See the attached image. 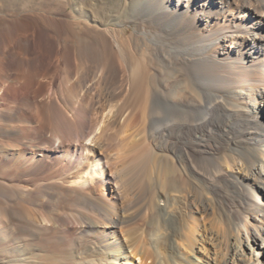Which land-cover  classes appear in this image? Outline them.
Here are the masks:
<instances>
[{
	"label": "bare ground",
	"instance_id": "obj_1",
	"mask_svg": "<svg viewBox=\"0 0 264 264\" xmlns=\"http://www.w3.org/2000/svg\"><path fill=\"white\" fill-rule=\"evenodd\" d=\"M46 2L0 0V264H264V0Z\"/></svg>",
	"mask_w": 264,
	"mask_h": 264
},
{
	"label": "rangeland",
	"instance_id": "obj_2",
	"mask_svg": "<svg viewBox=\"0 0 264 264\" xmlns=\"http://www.w3.org/2000/svg\"><path fill=\"white\" fill-rule=\"evenodd\" d=\"M47 2H46V4H44V6H46V9H50V11H58V10H60L61 8H62V6L60 5V4H58V3H53L52 2V0H46ZM49 1V2H48ZM50 3V5H48ZM52 5H54V6H52ZM132 24H127V25H125L124 27L122 26V29H123V31L121 32V40H123L124 42V45L126 46H129V45H132V43L133 44H137V49H139L141 46L140 45H142V39H141V37H139V36H135L133 33H134V31H135V27H134V25H132ZM244 30H245V28H244ZM245 32H247L246 30H245ZM125 33V34H124ZM132 34V35H131ZM93 34H91V35H89L90 37H88V38H90V39H92V38H94V36H92ZM130 35V36H129ZM75 36L76 37H78V41H82L83 39L81 38V36H80V34L78 33V32H76V34H75ZM92 37V38H91ZM130 37V38H129ZM81 38V39H80ZM133 38V39H132ZM141 39V40H140ZM141 41V42H140ZM128 42V43H127ZM114 108V107H113ZM113 110V109H112ZM261 119H264V115H261ZM126 132V135H127V131H123V132H121L120 133V135H119V137H121V136H123L124 135V133ZM123 134V135H122ZM126 135H125V137H126ZM124 136L123 137H121V138H125ZM120 139V138H119ZM114 140L115 139H113L111 142V144H112V146L114 147L115 146V148H113L112 147V149H111V154L113 155L114 154V156H116V155H121L122 154V158L121 159H119V160H117V162H114V160H113V162L115 163L114 165L115 166H113V168L117 171V173H118V175L120 174L121 175V173H123V174H125V172H126V168L125 167H127V165H128V162H126L127 161V159L125 158V160H124V158L123 157H125V155H126V153H127V151H126V153H122V152H124V149H125V147L126 146H121V143H120V141H115L116 142V144H117V142H119V144L118 145H116L115 144V142H114ZM109 141V140H108ZM118 147H120V148H122L121 150L118 148ZM148 147H149V149L152 151V150H154V148H155V150L156 151H152V153L153 154H155L156 155V157H158L159 156V154H160V152L159 151H157V149H158V144H157V142L155 141V140H151V144L150 145H148ZM114 149V150H113ZM127 149V148H126ZM125 149V150H126ZM122 151L121 152V154H120V152H118V154H116L117 152L116 151ZM159 152V153H158ZM119 157H121V156H119ZM114 159V158H113ZM121 165H120V164ZM123 164V165H122ZM119 166V167H118ZM124 168V170H122L121 168ZM113 169V170H114ZM114 170V171H115ZM119 171H121V173L119 172ZM138 172V173H137ZM150 171H142V172H140L139 173V171H134V174L132 173V176H130L128 173H126V175H125V177H124V175H122V176H120L121 177V179H123V181L121 182V184H120V186H123V187H121V188H124L123 190H124V192H123V190H122V192H123V194H124V196H125V194H126V196L128 197H126V201H128L127 202V208H126V210H125V212L124 211H122V213L124 212V213H127V214H129V215H133L134 217V219L132 218L131 220V222L129 221V223L128 224H120V225H118L117 227H115V231H116V233L117 234H119V236H123V233H124V230L123 229H125V228H129V227H138L139 229L140 228H142L143 230H146L147 228H146V226L144 225V221H143V219H142V212H144L145 210H146V207L145 206H147L148 207V203H155V201L157 200V191H158V186H157V184H156V181L154 180V182H153V178H152V176L153 175H155L154 174V169H151V172L149 173ZM88 173L89 174H91V176L93 177L92 179L95 181V183H96V185L97 186H99V189L97 190V186L95 185V183H94V181L92 182V184L89 186V188L91 189V192L93 193V194H96V193H98L99 191H100V184H99V182H96V179L97 178H99V175L98 174H96V173H93V168L92 169H88ZM87 173V174H88ZM87 174L85 175L86 177H88V178H90L89 176V174H88V176H87ZM94 174V175H93ZM128 174V175H127ZM149 174L151 175V176H149ZM135 175V176H134ZM145 175H146V177H145ZM105 176H106V174H105ZM135 178H134V177ZM149 176V177H148ZM124 177V178H123ZM132 179H131V178ZM148 177V178H147ZM146 178V179H145ZM132 180V181H130V180ZM137 179H139V180H141V182L143 183V185H140V181L138 182V180ZM148 179H150V180H152V184H151V186H148V185H146V183L144 184V182H146ZM136 182H138V183H136ZM127 182L129 183V182H131V184H135L134 186L136 187V186H138V185H140V188L139 189H141V192H140V190L139 189H137V188H134V186H132V185H130L132 188L130 189V186H129V184H128V186H127ZM98 183V184H97ZM124 183V184H123ZM141 183V184H142ZM111 180H109V181H106L105 182V192L108 194L109 192H110V190H111ZM94 185V186H93ZM153 185V186H152ZM127 186V187H126ZM93 187L97 190H95V189H93ZM128 188L129 190H127L126 188ZM146 187H149L148 189L146 188ZM150 188H151V190H150ZM152 188L154 189V190H152ZM133 189V190H132ZM157 189V191H155ZM130 190H132V191H130ZM137 190H138V193H136L137 192ZM143 190V191H142ZM95 191V192H94ZM144 191H146V192H148V193H146V192H144ZM152 191V192H151ZM129 192V193H128ZM135 193V194H134ZM143 193V194H142ZM151 193H153V194H151ZM156 194V196H155V194ZM137 194V195H136ZM152 196H151V195ZM133 195H136V196H134V198H132L133 197ZM143 195V197L141 198V196ZM132 196V197H131ZM146 196V198H144ZM150 198H149V197ZM155 196V197H154ZM135 197H137L138 198V200L135 198ZM145 199V200H144ZM149 199V200H148ZM151 199V200H150ZM132 200V201H131ZM134 200H136V201H134ZM149 201V202H148ZM132 202V203H131ZM146 202H148V203H146ZM131 203L132 205H129V204ZM134 203V204H133ZM151 203V204H152ZM161 203H163V202H161ZM145 204H147V205H145ZM153 205V204H152ZM129 206V207H128ZM75 207H77V206H74V207H72L73 209H75ZM79 207H81V206H79ZM78 207V209H81V208H79ZM145 207V208H144ZM239 207V206H238ZM238 207H236L237 209L236 210H238ZM143 208V209H142ZM77 209V208H76ZM130 209H132L131 211H130ZM134 209V210H133ZM143 210V211H141V210ZM129 211V212H128ZM134 213H133V212ZM137 212H138V214H137ZM133 213V214H132ZM140 214V215H139ZM137 215H139V216H137ZM143 221V222H142ZM172 222H171V224H173V225H177V220H171ZM133 223V224H132ZM88 239H90V237H88ZM205 245H207V244H205ZM198 248V247H197ZM203 251V250H202ZM204 253H206V251H203ZM188 253H190V254H192L191 252H188ZM135 263H140L139 261H140V259H138V258H136L135 259Z\"/></svg>",
	"mask_w": 264,
	"mask_h": 264
}]
</instances>
